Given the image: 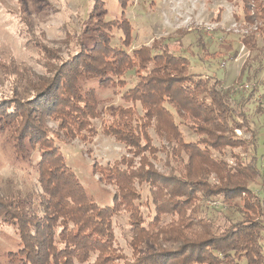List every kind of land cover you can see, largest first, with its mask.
I'll use <instances>...</instances> for the list:
<instances>
[{
	"label": "trees",
	"instance_id": "1",
	"mask_svg": "<svg viewBox=\"0 0 264 264\" xmlns=\"http://www.w3.org/2000/svg\"><path fill=\"white\" fill-rule=\"evenodd\" d=\"M97 4L89 18L98 17L102 31L92 46L81 45L62 59L39 44L43 74L18 67L13 58L0 61L4 77H15L11 95L0 98V131L15 157L39 155L34 201L20 192L0 198V222L13 225L19 239L18 249L7 253L9 264H264V197L250 186L264 185V174L256 165V134L247 113L258 86L264 94V80L257 78L264 64L253 70L249 93L238 82L224 88L215 75L190 71L179 42L154 38L129 49L128 21L105 19ZM23 18L24 33H34ZM113 29L120 32L119 44H110ZM201 40L202 55L214 56ZM84 79L123 88L121 98L130 104L99 109L96 88L81 86ZM94 120L129 154L105 167V181L117 189L112 206L86 195L56 143L89 141ZM237 129L250 137L240 138ZM159 151L165 174L153 161ZM235 199H243L241 206L206 203ZM114 225L128 254L116 242Z\"/></svg>",
	"mask_w": 264,
	"mask_h": 264
},
{
	"label": "rangeland",
	"instance_id": "2",
	"mask_svg": "<svg viewBox=\"0 0 264 264\" xmlns=\"http://www.w3.org/2000/svg\"><path fill=\"white\" fill-rule=\"evenodd\" d=\"M96 2L98 6L95 9H101L105 19L128 21L131 28L129 49L148 45L154 38H166L175 45L179 42L181 53L189 59L191 72L213 74L222 81L224 88L235 86L237 82L243 84L245 93L254 88V80L251 79L253 70L259 67L260 62L264 64V10L258 11L264 7V0H124L123 4L119 0H0V61L8 64L13 58L18 67L26 66L43 74L42 64L46 60L39 52V44L52 47L62 59L76 54L81 45L92 46L102 31L101 25L98 22L96 24L98 17L89 18ZM24 16L35 28L30 35L24 33ZM110 32L114 33L110 44H119L117 38L120 32L114 29ZM198 36H202L201 41L208 48L207 53H216L214 56L202 55ZM2 73L0 70V98L3 94L11 95L12 80L15 79L14 75L8 79ZM241 73L242 81H238ZM257 78L264 80V67L257 73ZM80 85L96 88L99 109L109 105L130 104L121 98L124 89L115 84L98 87L96 81L84 79ZM135 105L137 112L142 113L140 105ZM247 111L250 127L256 134V165L264 174V94L261 86H258L255 99L247 105ZM93 123L96 134L89 141L58 138L56 143L67 167L86 195L99 206H112L117 189L105 181V167L122 155L129 154L123 144L102 133L98 120ZM149 133L153 144L159 147L158 139L151 129ZM235 134L243 139L250 137L249 132L239 129L235 130ZM235 151L245 156L241 148ZM163 154L157 152L153 161L156 168L165 174L168 170L162 165ZM38 158L36 151L25 158L15 157L4 132L0 131V198L20 192L24 199L34 201L40 192L36 185ZM224 159L233 163L232 158ZM209 179L218 183L214 173L210 172ZM250 186L259 197H264V185ZM142 193L145 195L146 189L142 188ZM242 202L243 199H235L228 203H206L226 208L232 205L237 207ZM200 209L205 210L204 206ZM206 209L208 215L215 217V211ZM114 231L116 242L128 254L115 225ZM18 247L19 239L14 226L0 222V264H9L7 253Z\"/></svg>",
	"mask_w": 264,
	"mask_h": 264
}]
</instances>
